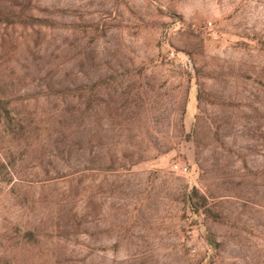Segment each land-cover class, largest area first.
Masks as SVG:
<instances>
[{
  "label": "rangeland",
  "instance_id": "374dc122",
  "mask_svg": "<svg viewBox=\"0 0 264 264\" xmlns=\"http://www.w3.org/2000/svg\"><path fill=\"white\" fill-rule=\"evenodd\" d=\"M0 264H264V0H0Z\"/></svg>",
  "mask_w": 264,
  "mask_h": 264
},
{
  "label": "built area",
  "instance_id": "2783aa9c",
  "mask_svg": "<svg viewBox=\"0 0 264 264\" xmlns=\"http://www.w3.org/2000/svg\"><path fill=\"white\" fill-rule=\"evenodd\" d=\"M174 169L182 174H186L189 172V168L188 167H183L180 165H175Z\"/></svg>",
  "mask_w": 264,
  "mask_h": 264
}]
</instances>
